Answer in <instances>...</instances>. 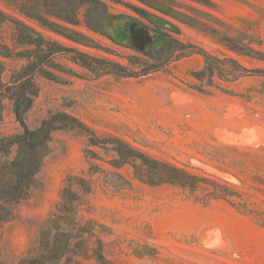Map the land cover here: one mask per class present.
Here are the masks:
<instances>
[{"label":"rangeland","instance_id":"rangeland-1","mask_svg":"<svg viewBox=\"0 0 264 264\" xmlns=\"http://www.w3.org/2000/svg\"><path fill=\"white\" fill-rule=\"evenodd\" d=\"M121 1L107 3L110 12L137 21L128 26V45L83 22L72 27L93 42L72 41L16 10L29 5L0 0V10L10 17L85 55L57 51L50 57L56 66H43L50 75L37 70L29 76L24 123L35 129L59 112L86 127L51 131L48 152L26 196L0 220V264H20L40 251L39 228L76 177L85 181L72 189L79 196L75 221L85 227L86 246L60 263L70 257L81 264H264V74L257 72L264 71V60L236 54L201 26L138 0ZM173 1L195 21L240 36L264 53V0ZM128 4L158 14L178 32L140 16ZM157 30L184 48L159 37ZM15 35L11 21L0 24V44L11 50L9 57L0 56L1 80L7 84L13 71L31 59L16 55L28 46L18 44ZM132 38L136 44L143 38L150 42L139 49ZM199 49L233 57L249 71L226 80L215 70L199 80L194 73L205 65ZM13 107L11 98L2 99L0 139L22 131ZM114 139L199 179L192 187L149 184L137 174L140 160L116 161Z\"/></svg>","mask_w":264,"mask_h":264},{"label":"trees","instance_id":"trees-1","mask_svg":"<svg viewBox=\"0 0 264 264\" xmlns=\"http://www.w3.org/2000/svg\"><path fill=\"white\" fill-rule=\"evenodd\" d=\"M107 1L122 3L121 0H13L20 6L16 10L19 14L37 21L41 26L61 34L62 36L78 42L92 43L93 41L74 29L72 26L83 24L90 30L107 36L117 43L129 44L128 26L135 19L129 15L115 14L109 11ZM144 6L153 9L163 15L172 17L182 22H187L195 26H201L205 30L215 35L225 46L236 54L249 56L259 60H264V53L247 44L240 36H227L223 31L210 27L205 23L195 21L189 15L181 12L175 6L173 0H138ZM140 16L147 18L153 23L169 26L171 31L177 33L178 29L165 18L147 9L128 4L126 5ZM134 19V20H133ZM6 20L11 21L15 28V40L18 44L28 46L27 49L18 51L16 55L31 58L26 65L11 74L10 84L3 83L1 74L4 69L0 61V111L2 99L9 97L14 103V112L18 118L22 131L16 134L4 136L0 139V220L11 215L13 205L21 201L27 194L34 181L36 173L39 171L42 160L48 152L47 142L50 133L57 128L65 126H80L86 128L83 123L66 113H54L40 122L35 128H29L22 119V112L30 104L27 97L26 87L30 83L29 76L34 71L50 75L51 72L44 69L46 65L54 68L56 64L50 59L51 55L57 51H71L79 56H85L81 52L68 48L57 41L46 39L28 24L20 19L10 17L0 10V24ZM159 37L166 36L171 42H175L183 49L184 45L168 33L157 30ZM3 51L0 56L9 57L11 50L6 45H1ZM146 54V52H144ZM199 53L204 56V67L196 71L195 77L203 80L205 75L211 76L214 71L222 79H236L247 74L249 69L244 67L233 57H216L203 49ZM93 60H98L91 57ZM75 63L82 64L73 59ZM115 64V63H114ZM124 68V67H123ZM257 72L264 71L257 70ZM91 142H98L96 137H91ZM118 162H126L130 159L141 161L137 167V174L141 180L149 184L173 183L182 186L192 187L198 176L187 170L172 165L170 163L151 158L145 153L136 150L127 143L114 139ZM12 148H14L13 156ZM83 178L76 177L70 179L60 194V201L55 206L54 212L42 223L37 234V243L40 251L25 258L20 264H81L79 261H72L70 257L63 263L61 258L69 255L82 254L86 246L85 227L75 221V202L79 198L72 189V185L83 186ZM88 188V187H87ZM98 260H102V253L95 248ZM69 260V261H67Z\"/></svg>","mask_w":264,"mask_h":264},{"label":"water","instance_id":"water-1","mask_svg":"<svg viewBox=\"0 0 264 264\" xmlns=\"http://www.w3.org/2000/svg\"><path fill=\"white\" fill-rule=\"evenodd\" d=\"M142 32H145V31H142ZM130 33H131V35H132V33L133 32H131L130 31ZM150 41L147 39H145V38H143V40H141V43L140 44H136L135 43V41L133 40V38H132V43L136 46V47H138L139 49H143V48H145L144 46L147 44V43H149Z\"/></svg>","mask_w":264,"mask_h":264},{"label":"flooded vegetation","instance_id":"flooded-vegetation-1","mask_svg":"<svg viewBox=\"0 0 264 264\" xmlns=\"http://www.w3.org/2000/svg\"><path fill=\"white\" fill-rule=\"evenodd\" d=\"M128 39L130 40V36H129V33H128ZM131 42V41H130Z\"/></svg>","mask_w":264,"mask_h":264},{"label":"bare ground","instance_id":"bare-ground-1","mask_svg":"<svg viewBox=\"0 0 264 264\" xmlns=\"http://www.w3.org/2000/svg\"><path fill=\"white\" fill-rule=\"evenodd\" d=\"M248 136V135H247ZM236 138V137H235ZM238 139H240V138H238ZM263 141V140H262ZM257 145V144H256Z\"/></svg>","mask_w":264,"mask_h":264},{"label":"crops","instance_id":"crops-1","mask_svg":"<svg viewBox=\"0 0 264 264\" xmlns=\"http://www.w3.org/2000/svg\"><path fill=\"white\" fill-rule=\"evenodd\" d=\"M135 41V40H134Z\"/></svg>","mask_w":264,"mask_h":264}]
</instances>
